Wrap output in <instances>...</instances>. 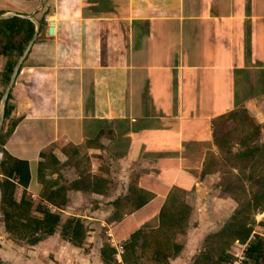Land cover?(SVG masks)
I'll return each instance as SVG.
<instances>
[{"label": "crops", "instance_id": "0c3cea01", "mask_svg": "<svg viewBox=\"0 0 264 264\" xmlns=\"http://www.w3.org/2000/svg\"><path fill=\"white\" fill-rule=\"evenodd\" d=\"M8 13L39 26L8 93L13 127L2 148L27 162L31 214L40 217V206L59 222L23 244L0 210V264H106L100 237L84 245L61 236L67 216L104 226L109 264H125L117 245L156 229L160 208L177 199L189 207L188 226L167 264H189L205 223L193 217L210 214L213 199L217 225L234 202L219 182L203 183L218 175L208 166L213 128L243 110L264 142V0H0ZM58 188L65 202L54 205L45 198Z\"/></svg>", "mask_w": 264, "mask_h": 264}, {"label": "trees", "instance_id": "16d2710c", "mask_svg": "<svg viewBox=\"0 0 264 264\" xmlns=\"http://www.w3.org/2000/svg\"><path fill=\"white\" fill-rule=\"evenodd\" d=\"M32 33H33V24L29 20L18 17H11L9 19L0 20V56H3L5 58L0 74L4 86L8 81L9 75L16 60L22 53L24 46L29 41ZM1 94L2 91H0V97ZM8 98H9V94L7 95V99L3 106V122L7 118H9V113L11 110V105L8 103ZM230 114H232L235 117L236 115H238V112L229 113V115ZM244 114L245 113H242L241 117L246 119L248 116ZM10 123L11 124H9L6 127V129H4V132L0 133V140L2 136H6L11 132L13 123L12 122ZM2 131H3V127H2ZM219 131L220 129L216 128L215 130V128H213V141L216 145L219 144V140L221 139L225 140L228 137V131H222L221 134L218 133ZM257 135H258V128L254 125L252 127V131L244 136L243 140L245 142H242V144L245 145L248 142V140L256 137ZM3 153H4V157L0 160V174L3 176L0 181V191H1L0 210L2 214L4 229L7 233H9L12 237L16 239L19 240L25 239L27 243L34 244L44 236L53 233L55 226L59 222V215L57 212H50L49 210L45 208H41L40 206H36L33 209L40 213L41 215L40 217L31 214V202L24 198V188L27 186L29 181V170H28L27 162L24 160L11 157L4 151ZM263 153H264V145H261L259 147L257 146L244 147L243 149H240L234 152L233 154H231V158H228L227 160L234 161V164H237L241 168L246 165L253 166L254 162L257 161L259 157L263 155ZM214 159L215 158H213V160L212 159L210 160L208 166L212 165V163L214 162H217L214 161ZM231 164H233V162ZM205 170H209V168L207 167L205 168ZM240 176L241 175L238 174L233 175V173L231 172L223 174L219 181L221 190L232 197L231 190L232 188L235 187V185H233V179L240 181L241 180ZM260 176L263 177L264 179V171ZM16 185H19L23 188L21 197L18 201H15L12 196ZM262 189L264 194V188ZM45 199L53 203L54 205L64 204L65 199L63 197V189L58 188L54 191H50L49 193H47ZM176 199H177L176 197H173L172 200L173 201L178 200V202L173 204L170 208H166L164 206L160 208L158 213L159 223L156 229H152L146 234H142L139 231L132 232L129 238L122 243V249H123L122 253H124L125 250H131V252H133L134 249L133 247L139 238H141L140 245L142 247L146 246L150 234H152L155 231H159L160 233H162L163 232L162 229L164 227L170 228L171 226L174 225L173 218L176 219V221L174 222L175 224L178 221L186 223L189 207L186 204H184L183 201H179V199L177 200ZM256 200H257L256 197L253 198L255 204H257L258 202V201L256 202ZM123 202L124 199L119 198L114 200L113 204L119 207L120 206L119 204H122ZM144 202H146L145 199L139 200L134 208L141 206ZM238 230H240V232H237ZM238 230L234 232L233 236L241 241H244L245 239H247L251 231V228L246 227L245 223H243L238 228ZM84 231H85L84 226L78 218H68L62 223L60 234L61 236L68 238V240L71 241L72 243L80 244L84 237ZM164 234L166 235V233ZM254 238L255 241L251 242L247 246L245 250V256L248 258H252L253 261H255V263L253 264H258L256 262L257 258L262 257L264 255V252L262 250V245L264 244V237H260L259 235H256ZM164 241H165L164 244L159 243L160 240L157 241L156 247L154 248V257L156 258L155 259L156 261L153 264H159L160 260H164V263L166 264L167 258L172 254H176V252H178L179 250V245H177L176 243H169L170 241H166V240ZM166 246L167 248L168 247L170 248V246L172 247V253L167 251ZM114 254H115L114 247L108 244H104L100 247V257L104 263L109 264L115 262L116 259L114 257ZM137 259H138L137 256H134L132 264H136ZM243 264H248V263L244 262Z\"/></svg>", "mask_w": 264, "mask_h": 264}, {"label": "rangeland", "instance_id": "374dc122", "mask_svg": "<svg viewBox=\"0 0 264 264\" xmlns=\"http://www.w3.org/2000/svg\"><path fill=\"white\" fill-rule=\"evenodd\" d=\"M2 59L5 61L4 57ZM3 63L4 62L0 61V67L1 65L3 66ZM4 87L5 86L0 74V91H3ZM237 112L238 115L233 117V123L227 122L228 118H220L217 122L219 125L222 124V128L220 126L217 127L218 129H220L218 133L221 134L222 131H228V137L225 139L226 141L224 140L217 145V149L214 152L215 154L211 157L212 160L213 158H215L214 161H217L212 163V167L218 170V175L214 178L213 176H211V179L205 178L203 181V183H207L208 185L213 186V183H216V181L218 183L220 181V178L223 174L231 172L233 173V175H241L240 181L233 179V185H235V187L231 190V195L233 198L230 196V198L234 201L232 208H230L232 209L230 210L232 211V213H230L229 215L221 214L218 218L219 220H217V225H215L213 220H215L216 215L219 214H217L218 212L216 213V211H214V208H216L217 204L213 202L212 199L210 202L211 207L206 210V212L210 210V214L204 216V209L206 208H203V212L201 210L197 213L196 216L193 217V219H196V221L197 219H200L201 221L204 220L205 223L202 224V237L199 236L200 233H197L198 237L200 238L197 241V245L194 246V252H192L189 264H228L230 260L234 257V254L240 251V249H243V263L247 262L248 264H253L255 263V261H253L252 258H248L245 256L244 249L247 248V246L251 242L255 241L254 237L256 235L264 237V194L262 189L264 188V179L260 176L264 171V153L261 157H259L257 161L254 162L253 166L246 165L241 168L237 164H234V161L227 160L228 158H231V154L240 149H243L244 147H259L261 145H264V142L260 138V125L256 124V122L252 118L247 117L248 119H245L241 117V114L245 113L243 112V110ZM10 122L11 120L9 121V118L4 120L2 133L4 132V129H6L9 124H11ZM254 125L258 128V135L248 140L245 145L242 144V142H245L243 140L244 136L252 131V127ZM3 139L4 136H2L0 140V160L4 157L2 148ZM232 162L233 164H231ZM0 179H2V176H0ZM255 197L257 199L256 202L258 201L257 204H255L253 201V198ZM50 209L52 210V208ZM201 212L203 213L202 217L199 216ZM67 217L71 218V216ZM173 219L175 222L176 219ZM174 222V225L170 228L163 226V234L159 231H155L150 234L146 246L142 247L140 245L141 238L136 241V244L133 247L135 248L133 249V251H135L136 256L138 258L136 264L155 263L156 258L154 257V248L156 247L157 241L159 240V243L161 244L165 243L164 240L170 241L169 243H176L177 245H179L180 249V247L185 241L183 236L181 238V234H184V231L188 225H186L185 222L181 221H178L176 224ZM243 223H245L246 227L251 228V231L247 239L241 241L233 235L234 232H236ZM83 226L85 229L84 238L85 236H89V238H91L90 245L92 244L93 240H97L98 237H100L102 245H110L109 241L107 240V236L104 232V226L98 225L94 227L89 226V224H84ZM193 226L196 227L195 224ZM87 231L89 232L87 233ZM237 232H240V230H238ZM164 233H166V235ZM84 238V241L82 240L81 243H84V245L89 244L88 242H85ZM14 239L15 241L23 244L27 243L25 239L19 240L13 237V240ZM119 246L121 248L120 254L123 255L122 242L117 245L118 249ZM262 250L264 252V244L262 245ZM167 251L172 253V247H168ZM131 253V250L125 251L123 257L124 261L122 260L123 258H121V262H125V264L131 263L133 261V255H131ZM171 256H173V254L170 255V257ZM256 262L258 264H264V255L262 257L257 258ZM159 264H164V260H160Z\"/></svg>", "mask_w": 264, "mask_h": 264}, {"label": "water", "instance_id": "95a60500", "mask_svg": "<svg viewBox=\"0 0 264 264\" xmlns=\"http://www.w3.org/2000/svg\"><path fill=\"white\" fill-rule=\"evenodd\" d=\"M11 16H18V17H21V18H25V19H28L30 21H32L34 24H35V29H34V32L30 38V40L28 41V43L26 44L25 48L23 49L22 53L20 54V56L18 57V59L16 60L12 70H11V73L9 75V78H8V81L6 83V86L1 94V97H0V133H1V130H2V124H3V106L5 104V101L7 99V95L9 93V90L10 88L12 87L13 85V82H14V79H15V76L17 74V71H18V68L19 66L21 65L22 61L24 60L32 42H33V39L36 35V32H37V29H38V22L32 17V16H29V15H21V14H15V13H8V14H5V15H0V19H4V18H8V17H11Z\"/></svg>", "mask_w": 264, "mask_h": 264}, {"label": "built area", "instance_id": "2783aa9c", "mask_svg": "<svg viewBox=\"0 0 264 264\" xmlns=\"http://www.w3.org/2000/svg\"><path fill=\"white\" fill-rule=\"evenodd\" d=\"M44 19L46 22V27L48 29L50 25H52V20L47 18V15H44ZM236 243H237V240H236ZM244 250H246V248ZM120 252H121V248L119 246V249L118 248L116 249V256H118ZM243 261H244L243 249H240V251L234 254V257L230 260L228 264H243Z\"/></svg>", "mask_w": 264, "mask_h": 264}]
</instances>
